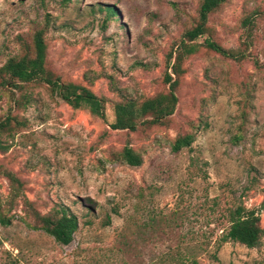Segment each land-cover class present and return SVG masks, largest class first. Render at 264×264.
<instances>
[{"label": "rangeland", "instance_id": "obj_1", "mask_svg": "<svg viewBox=\"0 0 264 264\" xmlns=\"http://www.w3.org/2000/svg\"><path fill=\"white\" fill-rule=\"evenodd\" d=\"M201 1L0 0V69L33 58L41 31L50 78L104 99L101 119L42 79L0 72V220H10L0 223V264H264V238L253 249L220 242L234 204L264 228V0H227L186 42L192 53L179 51ZM166 73L172 115L111 129L115 103L168 96ZM186 133L190 147L172 152ZM126 146L139 167L121 161ZM55 210L78 219L66 246L33 228L36 213Z\"/></svg>", "mask_w": 264, "mask_h": 264}, {"label": "trees", "instance_id": "obj_2", "mask_svg": "<svg viewBox=\"0 0 264 264\" xmlns=\"http://www.w3.org/2000/svg\"><path fill=\"white\" fill-rule=\"evenodd\" d=\"M227 0H202L199 6L198 22L195 27L184 33V39L180 42L179 51L185 50L186 53H192V47L186 42L195 41L202 36L206 30L208 15L216 11ZM100 11H105L108 17L116 16L117 11L113 6H106ZM206 47L211 51L220 54L223 57L234 58L225 49L218 44L206 41ZM32 46L34 49V57H23L18 60H9L1 69L11 79L18 80L21 83L33 82L35 79H42L45 84L51 87L52 92L57 95L72 108H80L85 106L90 113L104 119V99L97 97L90 90L75 84H64L59 79H51L50 75L44 69V59L46 46L42 37V32H35L33 35ZM171 55L167 61L170 65ZM180 59V53L174 59V63L170 65L171 69L176 72L177 62ZM164 81L169 85L168 96H158L152 99L144 100L137 104L133 101H124L114 104L115 120L110 125L113 130L135 131L141 124H162L165 119L172 115L177 103V97L174 93L176 81L168 73L164 76ZM194 140L190 133L178 135L171 145L172 152H179L182 149L189 148ZM0 148H2L0 146ZM120 159L126 165L131 167H139L142 164L140 154L132 148L126 146L119 153ZM13 182H17L14 176L10 175ZM12 198L16 197V194ZM264 207V200L262 201ZM39 225L33 226L35 230H41L51 236L54 241L60 245H68L71 243L73 234L78 230V219L75 215L67 214L64 210H55L41 216L35 214ZM227 227L220 237L221 243L235 242L246 248L253 249L260 245L264 238V228L260 226V217L255 210H247L241 204H234L227 208ZM0 223L4 226L10 224L9 219L2 218ZM195 255H190L188 259L191 263H196Z\"/></svg>", "mask_w": 264, "mask_h": 264}]
</instances>
